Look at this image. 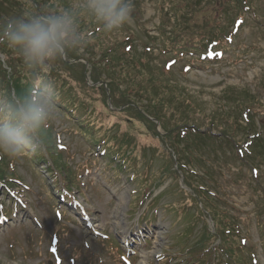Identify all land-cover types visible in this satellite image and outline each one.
Segmentation results:
<instances>
[{
  "label": "rangeland",
  "instance_id": "374dc122",
  "mask_svg": "<svg viewBox=\"0 0 264 264\" xmlns=\"http://www.w3.org/2000/svg\"><path fill=\"white\" fill-rule=\"evenodd\" d=\"M157 1L134 0L131 22L116 32L104 33L103 46L117 41L118 47L124 43L122 47L126 51L131 44L129 52L135 59L140 57L146 62L141 65L143 77L155 76L159 69H164L167 74L164 77L160 74V81L163 78L166 87L174 86L171 97L179 96L180 100L186 97L189 104L185 108L194 112L197 121L203 120L202 129L210 127L213 133H218L215 149L201 152L205 166L201 168L196 163L193 169L206 177L203 187L211 193L214 205L240 220L243 244L252 250L255 264H264V234L259 232L254 217L255 210L262 207L264 166L259 165V174L254 172L257 175L254 178L250 166L234 156L233 146L220 135L226 134L224 129L228 126L226 122L221 125L223 117L229 114L232 120V113L238 117L241 108L246 106L252 109L248 118L254 129L264 132V0L252 6L255 13L239 11L246 15V22L224 50L212 46L203 56L160 53V30L171 29L175 17L170 3L163 4L168 9L164 14ZM69 2L46 0L48 7H43L42 11H49L52 6L60 9ZM35 3V0H25L21 8L34 10ZM195 4L186 21L190 29H197L195 33H199L217 22L212 19L219 12V0H196ZM86 23L85 20L84 25ZM204 23L206 25L201 27ZM128 34L132 35L128 37ZM89 43L97 46L98 42ZM4 50L0 46V66L11 78L16 69L12 70L11 64L20 60L16 59L18 55ZM89 50L85 47L82 51L67 53L61 58L63 62H54L50 68L54 75L60 74L63 85L58 80L54 83L59 90L67 89L68 92H63L66 100L73 94L77 102L89 103L93 117L88 118V124L99 125L101 134L108 139L130 142L125 147L133 165L130 159L123 158L122 165L116 166L110 156L97 155L98 148L90 147L76 119L57 107L59 119L53 124V132L59 136L63 163L69 165L79 191L71 187L69 204L63 205L58 198L60 203L56 205L51 178L44 173L42 163L34 162L31 155L13 159L0 154L4 158L0 168L20 180L12 188L13 203L2 196L0 190L3 213V216L0 213V264H187L181 260L179 252L196 245L201 235L212 233L216 228L196 199L194 174L186 176L185 181L180 172L176 177L169 172L164 153L171 150L162 143L164 130L160 122L163 123V119L159 118V122L148 116H153L148 110L154 108L155 101L148 105L133 99L124 105H114L113 98L119 93L112 90L107 73L100 71V78L94 79L93 69L97 67L91 60L97 59L99 53L93 55ZM96 51L98 49H92ZM16 66L22 67V64ZM159 87L158 93H163L165 90ZM7 90L12 91V86ZM237 100L241 105L235 102ZM130 106L143 118L135 116ZM209 119L215 122L214 128L208 124ZM241 132L235 137L237 144L244 139ZM172 159L175 161L174 155ZM121 168L127 170L122 172ZM215 183L216 189L212 186ZM146 185H151L153 190L148 198L143 194ZM199 196L200 201H205L208 194Z\"/></svg>",
  "mask_w": 264,
  "mask_h": 264
},
{
  "label": "trees",
  "instance_id": "16d2710c",
  "mask_svg": "<svg viewBox=\"0 0 264 264\" xmlns=\"http://www.w3.org/2000/svg\"><path fill=\"white\" fill-rule=\"evenodd\" d=\"M24 1L25 0H0V18L7 17L4 12H10L13 13V15L21 13V11H23L21 8V3L24 4ZM257 1L258 0H219V12L212 19L213 21L216 20L217 22L211 23L208 29L199 33H195L197 32V29H190L188 20L186 21V19H189V16L192 15L190 10L193 5H196V0L157 1L159 8L161 10L163 8L164 14H166L165 11L167 12L168 9H165L163 4L165 3L167 5L170 3V8H172V13L175 17V22L171 29L162 28L160 30V39H162L161 41L159 40L160 44H158L160 53H163L164 55L167 53H173V55H190L198 53L199 55L203 56L207 52V49L211 48L212 46L215 47V49L224 50L227 44L232 42L233 37L238 34L239 29L243 27L244 23L246 22V15L244 16V14L239 11L249 10L251 13L252 11L255 13L256 11L252 9V6H254ZM35 2V11H42L43 7H48L46 0H35ZM57 9L59 8L52 6L50 10ZM205 25L206 23L202 24L201 27H204ZM190 30L194 32H191ZM84 31L90 35L91 42H98L97 46H94L90 43H88L86 46L87 49H90L89 51H91L93 55L99 53V57H97V59L91 60V62H93L92 64L96 65L97 67L96 69H93V71L96 73L93 75L94 79L97 81L96 78H100V71L107 73L106 78L111 79L112 90L119 93V96L113 98L114 105H124L133 99H138L140 102L143 101L145 104L153 103L154 100V108L148 110V112L153 113L154 117L150 114H148V116L158 120L159 122V118L163 119V123L160 122L161 127L164 130L162 143L169 146V149L171 150V153H164L167 157L166 162L168 163L166 168L170 170L169 172L172 171V174L175 177L176 173L178 174V172H180L184 178L183 180L185 181L187 180L186 176L190 174L197 176L198 174L193 169V165L197 163L201 168L205 166V156L202 155L201 152H206L210 149L213 150V148L215 149V143L219 140L218 133H213L210 127H205L202 129L204 125L203 120L200 119V122L197 121V118L193 116L194 112L191 109L188 110L185 108V106L188 107L189 104L186 101V97H181V100L179 96H176L175 99L174 96L171 97L174 86L169 85L166 87L165 83L163 82V78L162 81H160L161 75L164 77L167 74L164 69H159L157 71L159 74L155 70V76L150 74L146 77H143L144 74L141 65H145L146 62L142 61V58L140 57V60H138L139 58H134L132 53L129 52L131 49V44L126 51H124L122 47L124 43H121L120 47H118L119 42L117 41L106 44L107 46H103L105 38L104 32L99 29V26L93 25L89 21L88 24L86 23L84 25ZM131 35L132 34H128V37ZM131 41L132 39L129 40V42ZM0 46L2 47L3 51H5L4 49H8L2 44H0ZM224 46L225 48H223ZM117 47L119 52L116 50ZM93 48L98 49V51L92 52ZM10 53L15 56L17 55L12 51ZM72 57H78V55H72ZM16 59H19V57L17 56ZM59 61L63 62L61 59ZM18 63L21 64V61H16L15 65L11 64L12 70L14 67L17 69H14L15 73L19 72L20 68L23 69L21 66H16ZM0 70L2 72L1 66ZM168 71L172 72L170 69H168ZM2 73H0V77L2 76ZM15 73L11 74V78L7 76L6 72L5 74L3 73V76L0 78V81H2L0 85V91H11L7 90V87L9 89L10 86L13 88L12 92L23 91L29 86V82L24 70L16 75ZM53 73L54 71H52L50 68L48 72L49 78L53 81L58 80L60 85H63L60 74L56 73V75H54ZM121 85H124V88L121 87ZM159 86H162L163 90H165L163 93H158L161 91ZM57 87L58 86H56V106L65 109V113L63 114L69 115L76 119L77 127L79 130H83V134L85 136L83 137L90 144V147L94 150L95 148H99L98 151L96 150V154H99L101 157L110 156V161L115 163L116 166H121L122 159L127 158L131 160L132 166L133 160L128 157V154H126L127 147H125L129 146L130 142H119L115 139H108L104 133L101 134L99 125L96 126L93 125V123L88 124V118L93 117L89 103L85 101L83 102L82 100L77 102L76 98L73 97V94L71 93H67L71 95H68L69 97L66 100L63 96V92H68L66 91L67 89L65 88L63 90H59ZM235 102L240 103L238 100ZM182 105L184 107H181ZM131 106L130 110H134ZM232 110L233 109H231V113ZM134 112L135 116H140L143 118L140 112L135 110ZM248 112H252L250 106L241 108L238 117L232 113V120L230 119L229 114H227L226 117H223L221 125L226 122L228 123V126L225 127L226 129H224L226 134L220 135L225 137L226 140L233 146L234 156L244 164H248L252 170L251 172H257L258 175L259 165L260 167L261 165L264 166V132L262 134L261 131L254 129V125L249 121L250 118H248ZM241 117L244 119L243 122L239 121ZM228 118L231 120L230 122L226 121ZM147 122L149 125H153L152 122ZM207 122L213 128L215 127V122L212 119H209ZM240 129H242V132ZM239 132L243 133L245 136L241 143L237 144L235 137ZM155 133L156 132H154V134ZM48 135L50 137V142L47 151L42 155H31L32 160H35L37 163H42L43 167L41 168L48 176H50L51 186L54 188L53 190L55 193H62L63 190L68 191L70 187H74L77 189V191H79V188L76 187L77 181L73 177V173L70 170L69 165L67 163H63L62 157L64 152L63 149L58 145L59 136H57V133L53 132V125H51L48 129ZM119 143L122 145H119ZM119 151L120 154L117 155ZM173 155L175 156V161L177 162V167L175 166V168L173 167L175 162L173 160L174 158L172 159ZM3 159L4 158L0 156V162H3ZM209 165L210 160L208 166ZM209 169L211 168L209 167ZM121 170L123 172L127 169L121 168ZM0 171L1 194L4 197H8L9 189H12L15 183L19 184L20 180L19 178H13L12 176H9L3 168H0ZM211 171L213 172V170ZM194 175V188H196L197 193L203 197L208 194V197L205 199V201H200V196L195 192L196 199H198L204 212L212 218L216 228L212 233L208 232L204 235H201L196 245H189L187 248L184 247L185 250L179 252V254L182 255L181 260L187 264H254V254L252 250L246 248L245 244H243L242 239L244 234L240 226L241 223H239L240 220L237 217L228 216V214L225 213L223 209H218L217 206L214 205L212 202L213 197L211 196V193H209V190H206L203 187V181L204 179L206 180V177L204 178L203 173L197 177ZM257 175L254 173L253 177L255 178ZM261 176L262 175H259V178H261ZM257 181L259 184L260 180ZM196 182H200V185L196 184ZM214 185L216 189L217 183L213 184L212 186ZM262 190L263 192L260 196L262 201L260 205L262 207L260 209L262 211L256 209L254 217L256 220L255 224L259 227V232H261V235L263 236V186ZM143 192L146 198L150 197L153 193L151 185H146L143 188ZM249 239L250 238H248V240Z\"/></svg>",
  "mask_w": 264,
  "mask_h": 264
},
{
  "label": "clouds",
  "instance_id": "9594fccd",
  "mask_svg": "<svg viewBox=\"0 0 264 264\" xmlns=\"http://www.w3.org/2000/svg\"><path fill=\"white\" fill-rule=\"evenodd\" d=\"M134 8V0H70L57 10L0 18V44L18 55L29 82L23 91H0V154L14 159L47 151L48 129L59 119L49 68L88 45L85 20L113 33L131 22Z\"/></svg>",
  "mask_w": 264,
  "mask_h": 264
}]
</instances>
